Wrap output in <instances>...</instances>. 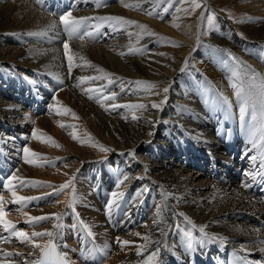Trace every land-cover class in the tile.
<instances>
[{"label": "bare ground", "instance_id": "6f19581e", "mask_svg": "<svg viewBox=\"0 0 264 264\" xmlns=\"http://www.w3.org/2000/svg\"><path fill=\"white\" fill-rule=\"evenodd\" d=\"M145 1L109 0L108 3L113 2V4L104 5L107 2V0H104L103 6H98L102 7V9H97L96 11L102 13L112 12L117 17H128L130 14L132 20L133 18L137 19L135 16L139 17V15H142L145 16L143 18L156 23L159 28L161 27L166 32L176 35V31L179 30V35L184 39L182 41L184 44H188L190 40L191 42L195 40L197 29L188 22L189 19H180L178 24L170 23L168 20L160 23L157 20L159 17L147 14V11L153 13L155 10L151 6V8H146L145 6H148V4ZM206 1H203L204 5L200 12H202V9L203 11L206 9ZM148 2L151 1L148 0ZM136 4H139V7L125 6ZM245 5L252 15L242 25H239L240 28H243H241V31L244 33L243 35L264 40V0H247ZM33 8L28 0H10L7 2L0 0V71L5 72L3 74L0 72V79L3 78L1 81L7 82L9 91L6 93L9 96L8 99L4 95L0 96V137L4 136L6 132L16 131L20 124L23 125V122L31 121L32 123L28 124L29 127L39 134L45 133V140L49 139L47 138L49 136L47 134H50L53 138L57 133L60 140H55L54 138V145L47 144V141H41L39 142V144L41 143L39 147H43L42 145L45 144L46 148L37 150L44 153L42 155L43 158L45 155L50 154V157H47V159L50 158V163L51 159L54 162L57 161L55 158L58 156H60V159L58 160L59 164L56 170H48L47 168L43 170V167L42 169H33L36 168H31L33 164L30 168L29 166L25 167V165L21 166L18 164L16 166L12 164L10 168L6 169L11 175L15 173L17 176L28 178L27 180H31L32 178L29 179L31 176L41 179L40 182L42 184L36 188H32L31 186L19 187L17 185L14 190L19 196L41 197L37 196L41 191L52 193L53 187H59L61 184L66 183L70 177H74L75 191L73 192V188L70 186L58 195H49L55 199V202L50 205L41 203L40 206H37L38 200H32L30 201L31 203L28 202L26 204H15L11 202V192L4 186L8 177L4 170L0 171V197H3L4 219H7L16 226L13 231H24L29 236L34 231L53 232L52 238L33 237L32 242L44 246L51 239V242L56 244L57 249L67 254L70 257V261L74 264H135L146 253L154 250L156 247L162 249L161 257L164 264H189L192 258H194L195 263L200 262V264H203L205 262L208 264V261L214 262L218 257L223 255L226 244L233 246L244 259H250L252 262L264 260V252L259 250L261 247H264V244L260 243V241H264V229L262 228L264 226V199L262 191L257 188V180L253 181L250 179L264 168V139H261L264 136V130L260 128V94L264 78H260L257 75L258 78L250 81L244 77V71L241 69L242 64L239 66V63L236 62L229 63L230 56L224 55L225 51H232L233 53V50L238 51L240 48H243L248 56H252L254 55V49L249 47L250 44L240 42V39H238L240 37L235 34V31L232 32L233 28L232 30L228 28L227 23H223L225 21H221L219 18V27L214 31V36L216 37L212 39L218 45V49L215 47L217 55L211 56L209 52H207L208 55H205L198 48V52L201 53L200 56L204 55V57L202 56L203 59L197 64L198 70L195 69L197 71L193 72V70H190L187 73L185 68H182L183 65L181 63L178 65L177 60L182 56L177 57V60H174L175 62L166 63L164 58L166 54L162 56L165 62L157 60L159 58L157 57L158 53L154 51L161 50L158 47L157 49L152 47L153 49L149 53H145L150 43L154 47H156L155 45H160L156 39L146 35L145 30L140 27L133 28L136 25L135 23L131 24L132 35H136V38H134L135 50L129 56L127 53H123L122 46L128 44L130 46V42L126 43L122 39L121 41L115 40L109 44H93V42H89L86 39H69L68 35L63 31V25L60 24V20L54 19L53 16L45 15ZM238 9L244 10L243 7H238ZM143 11L144 13L139 14ZM26 13L29 14L25 15ZM163 14L164 12H162V16ZM71 15L79 16L76 13H71ZM257 15L259 17H256ZM52 24H55L59 31L58 39H49L55 36L54 31H48V26ZM8 30H14L15 32L13 33L15 35L9 34L12 31L9 32ZM40 32H45L47 35H28L29 33ZM18 36L22 37L18 39ZM129 38V41H131L132 38ZM65 40L70 45L69 55H72L74 58V66L71 73L65 67L68 64L62 46V42ZM117 45L121 46L118 47ZM259 46L260 48H264V45L261 46L259 44ZM199 47L201 48V46ZM182 51L183 49L180 51V55ZM185 54L187 55V52ZM85 61L90 65L89 67L83 66ZM127 63L130 65L127 68L131 69V71L126 69L124 71L121 68L125 67L123 65H127ZM164 63L166 65H163ZM257 63L255 64L258 65L259 63ZM252 64L255 65L254 63ZM16 65L20 71L16 74L11 70L12 74L11 72L9 73V69ZM97 69H103V71L98 72ZM162 69L167 72L168 76L173 77V84L177 83L176 80L180 81L179 83H181L182 88L181 96H183V99L178 101L177 98L180 96L176 97L173 95L174 97H169L167 103L175 107V102L183 101L182 103L185 104L187 110L195 114L194 117L199 119V128L193 127L197 120L193 122L191 120L188 121V119L186 120L184 118L186 114L180 118L177 117V113L169 114L170 110H166L167 107L162 108L163 104L160 106L162 108L161 112L159 111L160 108H152L151 105L153 103L159 104V101L151 99L148 96L143 97L141 90L140 95L142 97H118V102L117 100L113 101L117 103L111 102L110 105H107L104 110L108 115L98 110V107L103 102L100 105L98 104L99 106H95L99 102L97 101L99 99H97L98 95L96 97L94 95L99 91L89 93L93 99H89L84 91L88 88L107 89L115 83L120 82L122 84L141 77L142 79L143 77L156 78L160 74L157 75L153 72ZM181 69L185 71L184 74ZM28 70L32 71L31 78L28 77ZM132 71L135 72L133 73ZM201 72H203V75ZM6 74H11L9 81L6 78L8 76ZM105 74H108V78L113 80L112 84H108L107 79L84 83H80L79 80L83 76L99 75L103 77ZM207 74H209L208 81L204 77H207ZM159 77L156 79H159ZM120 79L123 80L121 81ZM33 81H40V83L36 84ZM134 81L133 83H135ZM15 84L17 87L12 89ZM232 84L245 90L251 87L256 98V121L254 122V126L253 124L245 125L240 120L239 107L241 101L235 95L236 89L231 86ZM61 85L67 86L66 89L64 88L63 93L59 92ZM123 85L126 86L125 83ZM21 88H26V91L19 95L18 93ZM112 93H115L116 96H121V93L124 92L112 90L110 94ZM63 95L64 97H62ZM165 96H162V100L165 99ZM29 98L32 101L35 100V103H32L33 110H37L41 116L37 117L29 114L27 110L28 105L26 104ZM216 98L219 99V103L220 99H222L221 102L223 103L224 98H227L228 101L227 104L223 103V108L227 109L228 113H230L229 119L225 117L227 110H224L226 114L222 112V109L221 111H217V113L219 112L222 115L223 120L232 119L237 122L236 125L233 123V126L229 123V126L232 127L229 132H227L225 125L221 121L218 126H216L217 124L215 125V122L218 120L217 117L212 122V119L206 118V114L204 115L202 110L193 104L196 102L199 105V103L202 104L200 102L202 101L205 102L204 108H207L206 104L216 102ZM185 99L189 101L184 102ZM36 101L39 103V107L36 105ZM137 104H144L145 108L128 107V105ZM112 105H120L121 107H112ZM200 107L203 108L202 105ZM65 109H69L72 113L69 114L72 115L71 118L77 123V127L75 126L76 130L78 129V132H81L82 136L85 135V138L87 135L91 138L80 144V141L73 143L71 135V137H68L69 135L67 136L65 133L61 134V130L58 131L55 127H51L52 125H56L55 122L60 119L59 117L64 116L62 114H65ZM111 109L116 110L112 112ZM164 110V114H169L171 117H162L160 113ZM251 112L252 109L250 107L248 113H246V119L249 121H251ZM180 113L183 112L181 111ZM134 116L136 119H133ZM175 117L179 119H175ZM168 125L179 126L182 132L185 130L193 144L197 147V150L200 151L199 154L205 159L208 158L207 160H209L212 158L210 161L214 162L215 160L217 164H223L220 167L221 175L219 171L215 174L221 176L219 180L223 178V182L219 181L217 183L216 179L209 177V175L207 179L200 180V177L205 178L206 175L200 174L198 176L195 174L196 172L188 174L185 167L186 162H184V158L189 159L188 154L184 158H179L182 159L179 160L180 164L177 162L172 163L170 160H162L161 166H157L158 168H156L155 166L150 167L149 164L144 162L147 158L142 155V152L146 151V147L151 148L153 146L156 139L150 140V137L153 135L154 130L158 131L156 135L160 133L164 134L165 129L161 130L160 128ZM2 128L7 131L5 132ZM10 132L8 133L10 138L6 136L4 139H7V141L2 140L4 143L6 142L10 145L14 143V147L18 144H15L16 141L13 140V134ZM173 134L179 138L177 133L174 132ZM59 141H62V143L60 144ZM91 143L102 144L105 148L111 149V151L103 153L100 151L99 146L93 148ZM165 144V146H168V143ZM6 147L9 146L0 148V155L3 156L1 150ZM34 147L31 146L30 149H35ZM15 148H13L14 152ZM141 148H144L142 152H140ZM170 149L166 150V153H169ZM178 151H180L179 147ZM178 151L171 152V155L179 154ZM106 153L114 156L113 161L116 164L115 166L118 167L117 170L115 166H111V171L106 170L105 173L109 174L108 180L102 174V169L105 167L107 169V164L99 165L98 163L102 159L98 157ZM231 154L233 155L231 156ZM249 154L252 155L250 156ZM65 155L68 156L65 157ZM149 156H152V152H150ZM122 158L125 161L121 160ZM36 159L38 160L39 158ZM104 159L106 158L104 157ZM251 160L253 162L250 164L253 167L250 165V168H248L247 164ZM239 161L244 162L240 171H238ZM10 162L9 160L8 166ZM46 162L43 161V163ZM35 164L37 163L35 162ZM213 167L217 170L216 164H213ZM94 170L95 172L93 173ZM90 172L95 174L96 178L98 177L94 182L97 187L95 191L91 189ZM238 175L239 177L237 178ZM229 176H232L233 180H227L231 179ZM125 177H127L126 180ZM115 178H120L121 181H124L121 183L119 180H116L113 183L116 187L112 189L116 191L121 189L120 192L126 193L123 200H121L122 202H119V206L120 209L127 206L131 218L128 217L124 221L125 213H117V207L112 209L110 217L106 209V204L111 199V195H106L104 189L106 188L107 181L110 182ZM142 183L143 187L150 185V190L141 187ZM48 185H52L53 187H49ZM244 185H248V187H244ZM247 188L258 197L248 192ZM49 196L45 198L49 199ZM70 198H74L75 200L74 212L71 208H68ZM44 199L39 200L43 201ZM150 199L154 200L153 206L151 205L150 209L146 211ZM30 204L31 207L29 208ZM157 206H160L159 211ZM48 210L50 211L49 215L63 214L61 220L50 219L37 222L35 225H30L26 222L28 217H39ZM178 213H183L190 223L185 221L184 216H178ZM85 215H88V218H85ZM57 223L62 224L63 227L59 229L54 227ZM83 224H87L95 235L88 236L82 227ZM177 225L181 229L180 232L176 230ZM132 226L135 227L132 228ZM200 227H204L205 232L209 236L216 235L223 237L226 242L219 240L205 241L204 234L198 231ZM185 231H191L193 237L196 238L193 241L195 245L193 251H189L185 247L187 242V238L184 235ZM57 232L61 233V235H56ZM136 233H140L141 237L150 235L154 241H159L160 243H149L147 250L143 251L142 255H137V245H142L145 241L141 237L136 236ZM0 238H2L0 239V264L34 262L40 255L39 248H34L30 242H21L16 236L12 235L11 231H5L2 225H0ZM77 238L84 240V243L80 244L79 247L74 242ZM118 238L121 241L128 240L131 243L122 247L117 242ZM93 249L97 251L93 252ZM242 249L247 250L250 255L245 256ZM104 251L107 252L106 255ZM5 252L13 253V255L5 256L3 255ZM16 253H20V255H16Z\"/></svg>", "mask_w": 264, "mask_h": 264}, {"label": "rangeland", "instance_id": "374dc122", "mask_svg": "<svg viewBox=\"0 0 264 264\" xmlns=\"http://www.w3.org/2000/svg\"><path fill=\"white\" fill-rule=\"evenodd\" d=\"M7 1H10V0H5V2H7ZM106 1V0H105ZM108 1L109 0H107V2L104 4V5H112L113 4V2H110V3H108ZM140 1H145V0H140ZM151 2H148V0H146L145 2L148 4V6L146 5L145 7L147 8V7H149V8H153L155 11H153V15H155V17H159L157 20L158 21H160V23H163L165 20H168L170 23H179V21H180V19H182V20H187V19H189V23H191L194 27H196V29H197V32H196V38H195V40H192V42H191V40H190V42H188V44H184L182 41L184 40V39H182V37L179 35L180 34V32H179V30H177L176 31V35L175 34H171V33H169V32H166V31H164L161 27L159 28V26L156 24V23H153V22H150L148 19H146V18H143V17H145V16H142V15H139V17H137V16H135V18H139L138 20L137 19H134L133 18V20H132V16H130V14L128 15V17L127 16H123L122 18H124L125 20H128V21H131L132 20V22H134L136 25L135 26H133V28L134 27H138L139 25H143L144 26V29L143 30H145V32H151V33H154L155 35H153V36H149V37H151V38H154V39H156V41L159 43V45L160 46H158V45H155L156 47H154L153 46V44L152 43H150V46L148 47V49H147V52H145V53H149L150 52V50L151 49H153V48H155V49H157V47L159 48V49H161V50H155L154 52H156V53H158V56L157 57H159L157 60H161V61H164V58H165V60H166V63H168V62H172V61H176L177 59V57H181L179 60H177L178 61V65L181 63L182 65H183V69L185 68V70L187 71V73L190 71V70H193V72H195V71H197L198 69H197V67H198V62L199 61H201L202 59H203V57H204V55H201L200 56V52H198V50H200V51H203V54H205V55H208V53L207 52H209V54H211V56H216L217 54V49H218V45L216 44V42L214 41V40H212L213 38H215L216 36H214L215 34H214V31H215V29L217 28V27H219V24H220V22H219V18H220V20L221 21H225V22H223V23H227L226 25L227 26H229L228 28H230L231 30H232V28H233V30H232V32H234L235 31V34L238 36V37H240V38H238V39H240V42H243L244 44L246 43H248V44H250L249 45V47H252V49H254V55H252V56H248L247 55V52L245 53V51L243 50V48H240L238 51H235V50H233V53H232V51H225V53H224V55H227L228 57L230 56V60H229V63H239V66H240V64H242V67H241V69L244 71V77H246L247 79H249L250 81L252 80H255L256 78H258L257 76L255 77V79H253V77H252V73H250L249 71H247V70H249V69H253L254 71H255V73H257L258 74V76L260 77V78H264V48L263 47H261L260 48V46L258 47V45L260 44L261 46H263L264 45V40H260V38H250V37H247V36H245V35H243L244 33L241 31V28L239 27V25H242V23L246 20V19H248V18H250L251 17V15H252V13L249 11V9H248V7L245 5L246 3H247V0H207L206 2H207V7H206V9L203 11V9H202V12H204L205 13V16L207 15V13H208V11L210 10L211 12H213L214 14H215V17H216V19H215V21H214V27L211 29V30H209L208 29V26H207V21H206V19H202L201 18V12H200V10H201V8L203 7V5H204V0H199V2H200V4H201V7H199V8H197L195 11H191V3H190V0H163V2L162 3H157L156 2V0H150ZM28 2H30L31 4H32V6L34 7L33 9H36V10H38V11H41L42 13H44L45 15H49V16H53V18L54 19H58L59 20V17L61 16V15H64V14H67L68 12L69 13H76V14H79V16L78 17H76V16H72V17H74V18H90L89 20H88V22L86 23V29H87V31H90V32H92L93 33V36L95 37V39H91V38H89V37H85L84 39H86L87 41H89V42H93V44L94 43H96V44H105V43H107V44H109L110 42H113V41H115V40H118V41H121L122 39H123V41H126V43H128V42H130V46H129V44L128 45H124V46H122V49L124 50V52L123 53H127L129 56H131V52L133 51V50H135V41H134V38H136V35H132L133 34V31L131 30L132 29V26H131V24L130 25H128V24H117L116 22H114V21H104V20H101V21H99L100 19H98V18H100V17H109V16H115V14H113L112 12H109V13H106V12H98V11H96L97 9H102V7H98L99 5L100 6H103V2H104V0H42V3L41 4H37L36 2H35V0H28ZM205 2V3H206ZM246 2V3H245ZM95 3V4H94ZM97 5V6H96ZM153 5V6H152ZM151 6V7H150ZM238 7H243L244 8V10L243 11H241V10H239L238 9ZM188 10V11H185V10ZM162 12H164V14H163V16H162ZM142 13H144V11L143 12H140L139 14H142ZM29 13H26L25 15H28ZM130 16V17H129ZM161 16V17H160ZM173 19H172V18ZM256 17H259L258 15L256 16ZM129 19H131V20H129ZM25 20V19H24ZM147 20V21H146ZM104 25V26H103ZM220 28H222V27H220ZM243 29V28H242ZM238 30V31H237ZM9 32L10 31H12V33H9V34H11V35H15V33H13V32H15L14 30H8ZM83 31H84V29H81V34L83 33ZM132 31V32H131ZM23 33H25V32H23ZM65 34V33H64ZM143 35V34H142ZM147 35V34H146ZM180 36V37H179ZM212 36V37H211ZM20 37H22V36H18L17 38L18 39H20ZM129 37H131L132 39H131V41H129ZM161 38H163V39H161ZM83 39V40H84ZM243 39V40H242ZM134 41V42H133ZM133 42V43H132ZM178 42V43H177ZM213 42V43H212ZM120 43V42H119ZM21 44V43H20ZM132 45H133V48H132ZM214 45V46H213ZM118 47H120L121 45H117ZM127 46V47H126ZM199 46H201V48L199 47ZM254 46V47H253ZM153 47V48H152ZM161 47V48H160ZM202 47H203V49H202ZM212 47V48H211ZM217 49H216V48ZM199 48V49H198ZM257 48V49H256ZM180 49V50H179ZM183 49V51H182V54L180 55V51ZM198 49V50H197ZM210 49H211V51H210ZM260 49V50H259ZM179 50V51H178ZM185 50V51H184ZM213 50V51H212ZM262 50V51H261ZM166 51V52H165ZM178 51V52H177ZM206 51V52H205ZM187 52V55L185 54ZM197 52V53H196ZM214 52V53H213ZM144 53V54H145ZM227 53V54H226ZM230 53H231V55H230ZM162 54V55H161ZM163 54H166V57H162L163 56ZM192 54V55H191ZM193 54H195V55H193ZM243 54H244V56H243ZM252 54V53H251ZM250 54V55H251ZM118 55V54H117ZM186 55V56H185ZM234 55V56H233ZM237 55V56H236ZM203 56V57H202ZM242 56V57H241ZM128 57V56H127ZM226 57V56H225ZM227 57V58H228ZM233 57H234V59H233ZM237 57V59H235ZM162 58H163V60H162ZM241 60H240V59ZM245 58V59H244ZM247 58V59H246ZM257 59V60H256ZM74 60V59H73ZM253 60V61H252ZM174 61V62H175ZM182 61V62H181ZM187 61V62H186ZM192 63H191V62ZM248 61V62H247ZM251 61H252V63H257L258 65H253L252 63H251ZM165 62V61H164ZM185 62H186V64H185ZM195 62V63H194ZM166 63H164L163 65H166ZM190 63V64H189ZM248 64V65H247ZM197 65V66H196ZM123 66H125V67H121V68H123V70L125 71V69L126 70H129L128 68L130 67V65L127 63V65L125 64V65H123ZM129 66V67H128ZM196 66V67H195ZM259 66V67H258ZM67 69H68V64H66V66H65ZM128 67V68H127ZM193 67V68H192ZM244 67V68H243ZM250 67V68H249ZM15 69V70H14ZM17 69V70H16ZM195 69H197V70H195ZM247 69V70H246ZM10 71H9V73L11 72V74H12V71L14 72V73H18V71H20V69L18 68V66L16 65V66H13V68H11V69H9ZM12 70V71H11ZM27 70V69H26ZM5 71V70H4ZM58 71V70H57ZM129 71H131V69L129 70ZM247 71V72H246ZM261 71V72H260ZM1 72V71H0ZM6 72H8V71H6ZM31 72L32 71H29L28 70V77L29 78H31ZM59 72V71H58ZM133 73L135 72V71H132ZM159 72V73H158ZM2 74L3 73H5V72H1ZM153 73H155V74H160L161 75V77H159V79H156V78H158V77H148V78H146V77H143V79H142V77L141 78H138V79H134V80H136V81H146V82H149V83H151L152 85H155V87L154 88H152V89H150V90H146L145 89V87L144 86H140V87H138L135 83H133V81L134 80H132V81H127V82H124L125 84H126V86L125 85H123L124 83H120V82H118V83H120V84H118V83H115V84H113L111 87H109V88H107V89H101L98 93H95V97L97 96V99H99V100H97V101H99V102H97V105H95L96 107L97 106H99L100 104H101V102H103L101 105H103L104 104V108L100 105L99 107H98V110H100V112L101 113H104L105 115H108V114H106L105 113V107L107 106V105H110L111 104V102L112 103H115V102H113L114 100H119V98H129V97H132V96H138V97H144V96H148V97H150L151 99H154V100H156V101H159V103H160V100H162V96L164 95L165 96V93H163V89L164 88H168L169 89V91L167 92V95H166V97H167V99H166V102L162 105L163 107L162 108H165V107H167L166 108V110H170V113L169 114H173V113H177L178 114V116L177 117H181V116H183L184 114H186V116L184 117L186 120L188 119V121L189 120H191V122H193V121H196V124H195V126H193V127H196V128H199V124H198V121H199V119L198 118H195L194 117V115L195 114H193L192 112H189V110H187V107L185 106V104H183L182 102L183 101H181V102H175L174 103V105H175V107L174 106H172L170 103H167V101L169 100V97H174V96H176V97H179V98H177L178 99V101H180V100H182L183 99V96H181L182 95V88H181V83H179L180 81H178V80H176V82L177 83H174L173 84V77L171 78L170 76H168L167 75V72L164 70V69H162V70H158V71H155V72H153ZM185 73V71H183V74ZM186 73V74H187ZM11 74H6V78H8L7 80L9 81L10 80V77H11ZM48 74H49V72H48ZM164 74V75H163ZM190 74V73H189ZM201 74L203 75V72H201ZM162 75H163V77H162ZM205 77V79L208 81L209 80V74H207V77L206 76H204ZM135 78H137V77H135ZM152 78V79H151ZM155 80H154V79ZM171 78V79H170ZM3 79V78H2ZM2 79H0V96L1 95H4V97L5 98H9V96L6 94V93H8L9 91H8V88H7V82H2L1 80ZM176 79V78H175ZM54 80V79H53ZM121 81L123 80V79H120ZM136 81H134V82H136ZM55 82H56V80H55ZM36 84H38V83H40V81H36L35 82ZM180 85H179V84ZM42 84V83H41ZM116 84H118V85H116ZM173 84V85H172ZM125 86V87H123V86ZM118 86V87H117ZM138 88H137V87ZM15 87H17L16 86V84L15 85H13V87H12V89L13 88H15ZM66 85H61V87H59V92L60 93H63V90H64V88L66 89ZM136 87V88H135ZM142 87V88H141ZM112 88V89H111ZM124 89L123 90V92L124 93H121V96H119V95H117L116 96V99H114V100H111V101H108V100H104V99H102V97L104 96V95H107V94H105V93H108V94H110V92L113 90V91H117V92H119V91H121V89ZM134 88H135V90H134ZM111 89V90H110ZM139 91H138V90ZM110 90V91H109ZM132 90V91H131ZM133 90H134V92H133ZM140 90H141V92L143 93H141V95H140ZM144 90V91H143ZM26 91V88H21L20 89V91H19V95H21L22 93H24ZM102 91V92H101ZM125 92H127V93H125ZM137 92V93H136ZM158 93V94H157ZM124 94H125V96H124ZM135 94V95H134ZM146 94V95H145ZM174 95V96H173ZM52 97V96H51ZM62 97H64V95L62 96ZM119 97V98H118ZM31 98V97H30ZM30 98L28 99V101H26V104L28 105V108H27V110H28V112H29V114H32V115H34V116H41L38 112H37V110H33L34 108H33V105H32V103H35L34 101H32V100H30ZM118 100H117V102H118ZM221 100L222 99H220V103H219V99L218 98H216V102H211L210 104H206V106H207V108H204V106H205V102H202V101H200V100H198V101H200L202 104H200L199 103V105L201 106H203V108L202 107H200L196 102H194L193 104L194 105H197L198 106V108L200 109V110H202V113L205 115V116H207L206 118H210V119H212L211 121L213 122L214 121V119H216V117L218 118V120H217V122H215V125L216 126H218V124L219 123H223V125H225V129L227 130V132H229L230 131V129L232 128L231 126H229V123L232 125L233 123L236 125L237 124V122L236 121H234V120H223V117H222V115H220L219 114V112L217 113V111H221V109H222V112L224 113V114H226L225 115V117H226V119L228 118H230V113H228V110L227 109H225V108H223V103L221 102ZM185 101H189V100H187V99H185L184 100V102ZM116 102V103H117ZM65 103V102H64ZM67 103V102H66ZM204 103V104H203ZM61 104V103H60ZM68 104V103H67ZM99 104V105H98ZM222 104V105H221ZM36 105H38V107H39V103L36 101ZM209 105V106H208ZM30 106H31V108H30ZM209 107V108H208ZM162 108H160L159 109V111L161 112V109ZM102 109V110H101ZM209 109V110H208ZM112 110V112L113 111H115L114 109H111ZM224 110L226 111V113L224 112ZM183 112V113H180V112ZM64 113L65 114H62V115H64V116H61V117H59L60 119H58L56 122H55V124L56 125H52L51 127H55L56 128V130L58 129V131H60L61 130V134H66L68 137H71L70 135H71V133H73V132H75V130H76V127H77V123H75V121H74V119H72L71 117H72V115H70V114H72L70 111L69 112H65L64 111ZM70 113V114H69ZM165 113V110L164 111H162V113H160V115L162 114V117H166V118H169V117H171L169 114H164ZM70 118H69V117ZM188 116H190V117H188ZM220 116V117H219ZM228 116V117H227ZM65 117V118H64ZM177 117H175V119H179V118H177ZM67 118V119H66ZM65 119H66V122H65ZM221 119V120H220ZM71 121H74V122H71ZM221 121V122H220ZM224 121V122H223ZM232 121V122H231ZM227 122H228V124H227ZM29 123H32L31 121L29 122V121H27V122H23V125H21L20 124V126L18 127V129H16V131H12V132H10L11 134H13L12 135V137H13V140H15L16 141V143L15 144H18V145H15L14 147H13V145H14V143H12V145H10V144H8V143H4V141H7V139L5 140L4 138L6 137V136H8L9 138H10V136H9V132H6L7 130H4V128H2L5 132H6V134L4 135V136H1L0 137V148L1 147H4V146H9V147H6V148H4V149H2L1 150V153L3 154V156L2 155H0V159H2L1 160V164H0V171H2V170H4V172H5V174L7 175V172L9 173V175L7 176V177H9L11 174H10V172L6 169V168H10L11 167V165L12 164H15L16 166H18V164H20L21 166L23 165H25V167H28L29 166V168H30V166L32 165V164H27V163H25L24 164V160H23V157H24V153L22 152L23 151V149H21L22 147L24 148V147H27L28 145V148H30L31 146H36V147H34L35 149H32V151L33 152H37L36 154H37V156H36V158H39L38 160L35 158V156L34 157H32V160L34 161V163L36 162L37 164L39 163V160H40V163L37 165V164H35V165H37V166H35L34 165V163H33V165L31 166V168H33V167H36V168H33V169H42V167H43V170H46L45 168H47L48 170H56L57 168V166H58V164H59V157L60 156H58V157H56L55 158V160H57V161H55L54 162V160L52 161V159H51V163H50V161H49V159L50 158H48L47 159V157H50L49 155H45V157L43 158L42 157V155L44 154L42 151L40 152V151H38L39 149L40 150H42L43 148H46V145L45 144H43L42 146L43 147H39V145L41 144H39V142H41V141H43V142H45V141H47V144H50V145H54V138H55V140H57V139H59L60 140V137L57 135V133L55 134V137L53 136V138H52V136L50 135V134H47V135H49V136H47V138H49V139H47V140H45V138H46V135H45V133L44 134H39V133H37L36 131H35V133H36V136L35 137H33V130H32V128L31 127H29ZM61 124H63L65 127H60V125ZM73 124V125H72ZM75 124V125H74ZM227 124V125H226ZM233 124V125H234ZM192 125V124H191ZM232 125V126H233ZM74 126V127H73ZM76 126V127H75ZM157 128V127H156ZM202 128V127H201ZM200 128V129H201ZM161 130L162 129H165V132H164V134H162V133H160V134H162L161 136H159V135H156V133L158 132V131H156V130H154V132H153V135L150 137V140H152L153 138H155L156 140H155V142H154V144H153V146L151 147V148H149V147H146V151H143L144 150V148H141L140 149V152H142V155H144L147 159L144 161L145 163H147V164H149L150 165V167L151 166H155L156 168H158L157 166H161V161L163 160V161H167V160H170L172 163H178V164H180L181 162L179 161V160H182V159H179V158H184L185 157V155H187L188 154V158L189 159H185L184 158V162H186V165H185V167H186V169H187V173L188 174H190L191 172L193 173V172H196L195 174L196 175H200V174H204V175H206L205 176V178H202V177H200V180H203V179H207V177H208V175H209V177H213V179H216V182L218 183L219 181L220 182H223L224 180H223V178L222 179H220L219 180V178H221V176H219L218 174L217 175H215L216 173H217V171H219V174L221 175V169H220V167L221 166H223V164H217L216 163V161L214 160V162H212V161H210L212 158H210L209 160H207L208 158H204L203 156H201L199 153H200V151H198L197 150V147L193 144V142H192V140L190 139V137H189V135H188V133L185 131V130H183V132H182V130L180 129V127L179 126H176V125H168V126H165V127H161L160 128ZM69 132H68V131ZM68 134H67V133ZM77 132V133H76ZM76 132H75V134H76V136H77V139L76 140H73V139H71V141L73 142V143H77L78 141H80L79 142V144L81 143V142H85V141H87L89 138H91L90 136H88L87 135V137L85 138V135L84 136H82V134H80L81 132H78V129L76 130ZM162 132V131H161ZM177 133V135L179 136V138H177V136H175L173 133ZM184 132H186V133H184ZM8 134V135H7ZM156 135V136H155ZM166 135V136H165ZM168 135V136H167ZM187 135V136H186ZM181 136V137H180ZM185 136V137H184ZM158 137V138H157ZM2 139H4V141L2 140ZM12 139V138H11ZM170 139V140H169ZM180 139V140H179ZM182 140V141H181ZM19 141V142H18ZM169 141H170V143H169ZM49 142V143H48ZM60 142V144L62 143V141H59ZM157 142H159V143H157ZM2 143H4V145H2ZM52 143V144H51ZM165 143H168L167 145L168 146H165L166 144ZM38 145V146H37ZM45 145V146H44ZM91 145H92V147L93 148H96V147H98L99 146V143H91ZM90 144H89V146H91ZM102 145V144H101ZM175 145V146H174ZM177 145H178V147H179V150L180 151H178V147H177ZM184 145V146H183ZM174 146V147H173ZM16 147V148H15ZM13 148H15V152L13 151ZM162 148V149H161ZM171 148V149H170ZM21 149V150H20ZM38 149V150H37ZM171 150L169 153H166V150ZM181 149H183V150H181ZM6 150V151H5ZM18 150H20V151H18ZM37 150V151H36ZM176 151H178L179 152V154H177V155H171V152H176ZM182 151V152H181ZM238 151H239V149H238ZM14 152V153H13ZM18 152H20V153H18ZM39 152H40V154H39ZM150 152H152V156H153V153H154V156L152 157V156H149V154H150ZM18 153V154H17ZM104 153V152H103ZM198 153V154H197ZM17 154V155H16ZM21 154V155H20ZM182 154V156H180ZM22 155H23V157H22ZM109 154H101V156L100 157H98L99 159L100 158H102L101 159V161H98V163H99V165H102V164H104V163H106L107 164V169H106V167L105 168H103L102 170H103V172H102V174L103 175H105L104 177H105V179H107L108 180V175L109 174H107V173H105L106 172V170H108V171H111L112 169V167L113 166H115L116 164H115V162L113 161V158H114V156H111V155H109ZM233 154H231V156H232ZM250 156L252 155V154H249ZM68 155H65V157H67ZM179 156V157H178ZM249 156V157H250ZM22 157V158H21ZM104 157L106 158V159H104ZM40 158H42L43 159V161L44 162H46V163H43V161H42V159H40ZM52 158V157H51ZM174 158H176L175 160H174ZM20 159V160H19ZM47 159V160H46ZM64 159H66V158H64ZM9 160L11 161L10 162V165L8 166V163H9ZM23 162H22V161ZM38 162H37V161ZM67 160V159H66ZM106 160V161H105ZM121 160H124V158H122ZM19 161H20V163H19ZM42 161V162H41ZM125 161V160H124ZM191 161V162H190ZM253 162V160H251L250 162H248V164H247V167L248 168H250V165L252 166V164H250V163H252ZM22 163V164H21ZM42 163V164H41ZM56 163V164H55ZM132 163V162H131ZM239 163L240 164H238V166L239 167H241V165L244 163L243 161H239ZM54 164V165H53ZM213 164H216V166H217V170H215L214 169V167H213V169H212V165ZM42 165V166H41ZM129 165H131V164H129ZM38 166H39V168H38ZM52 166V167H51ZM112 166V167H111ZM3 167V168H2ZM51 167V168H50ZM116 167V166H115ZM114 167V168H115ZM253 167V166H252ZM116 170L118 169V167H116L115 168ZM196 171H195V170ZM236 169V168H235ZM15 170V169H14ZM241 170V168H238V171H240ZM92 172V171H91ZM90 172V185H91V189H93L94 191H95V189L97 188L96 187V184H94V182H95V180H97V178L95 177V174H93L94 172H95V170L93 171V173H91ZM199 172V173H198ZM237 173V172H236ZM237 175V174H236ZM202 176V175H201ZM230 178L232 177V176H229ZM239 177V175L237 176V178ZM30 178H32L31 180H36V181H39L40 182V180L41 179H38V178H35V177H29V179ZM101 178V177H100ZM99 178V179H100ZM233 178H234V175H233ZM233 178H231V179H227V180H233ZM24 179H26V178H24ZM28 179V178H27ZM26 179V180H27ZM110 180V179H109ZM116 180H119L120 182H121V179L120 178H115V179H113L112 181H107V184H106V188L104 189V191H105V194L106 195H108L109 196V194L111 195V193L112 192H114V191H116V190H112L113 188L115 189V185H113V183H115L116 182ZM100 182V181H99ZM38 186V185H37ZM37 186H35V187H33V186H31L32 188H36ZM98 186V185H97ZM141 187H143V183L140 185ZM144 189H147V190H150V185H145L144 187H143ZM121 189H118V191H120ZM51 191V190H50ZM247 191L248 192H250L251 194H253V195H255L254 193H253V191H249V189L247 188ZM45 193H48L47 191H41V192H39L38 194H37V196H43ZM256 196V195H255ZM256 197H258V196H256ZM97 200H98V198H97ZM153 201L154 200H152V199H150V201H149V206H148V208L146 209V211H148L149 209H150V206L152 205L153 206ZM55 202V199H53L52 198V196H49V199L48 198H45L43 201H41V200H38V202H37V206H40V204L42 203V204H45V205H50V204H53ZM122 202V201H121ZM29 203H31V202H29ZM32 205H33V203H32ZM31 207V204H30V206H29V208ZM113 209H115V207L113 208ZM121 210V211H120ZM128 207L127 206H124V208L122 209H120V206L119 207H117L116 208V212L117 213H120V214H124L125 213V215H124V219H123V221L126 219V218H131V215H130V212H128ZM49 213H50V211L48 210L47 212H45V213H43L41 216H44V215H49ZM99 216V215H98ZM100 216H101V214H100ZM85 218H88V215H85L84 216ZM109 217H110V215H109ZM121 223H123V222H121ZM260 226V225H259ZM133 227H135V226H132V228ZM130 229H131V227H129ZM263 229H264V226L262 227ZM113 229V228H112ZM114 230V229H113ZM80 239L81 238H77V239H75L74 240V242L76 243V245L79 247L80 246V244H83L84 243V240H82L81 239V241H80Z\"/></svg>", "mask_w": 264, "mask_h": 264}, {"label": "snow or ice", "instance_id": "6c2138e0", "mask_svg": "<svg viewBox=\"0 0 264 264\" xmlns=\"http://www.w3.org/2000/svg\"><path fill=\"white\" fill-rule=\"evenodd\" d=\"M35 2L37 4H41L42 0H35ZM157 3H162L163 0H156ZM191 3V11H195L197 8L201 7V4L199 2V0H190ZM126 7H139V4L136 5H125ZM185 11H188L187 9ZM147 14L149 16H151L153 13L151 11H147ZM201 18L202 19H206L207 21V26L208 29L211 30L214 27V21L216 19L215 14L213 12H211L210 10L208 11L207 15L205 16L204 12H201ZM90 18H74L72 17L71 13H67L64 15H61L59 17L60 20V24L63 25V31L68 35L69 39L72 38H78L83 40L85 37H89L92 39H95V37L93 36V33L90 31H87L86 29V23L88 22ZM100 20H104V21H114L117 24H133L134 22L132 21H128L125 20L122 17H117V16H109V17H100L98 18ZM138 27H140L141 29H144L143 25H139ZM81 29H84L83 33L81 34ZM48 31L55 32V36L54 37H50L49 39H54V38H59V31L57 30V26L55 24L49 25L48 26ZM147 35L149 36H153L155 35L154 33L151 32H146ZM28 35L31 36H44L47 35V33L45 32H40V33H29ZM163 39V38H161ZM62 46L64 49V55L67 58L68 61V72L71 73L72 72V68H73V56L69 55V51H70V45L68 43L67 40L62 42ZM142 51V50H141ZM123 55V53H122ZM81 59H83L81 57ZM234 59V57H233ZM80 66V65H77ZM84 67H89L90 65L85 61ZM183 71V69H181ZM98 72H102L103 69H97ZM249 72L252 73V77L253 79H255V77L258 75L257 73H255L254 70L249 69ZM102 79H107L108 84H112L113 80L108 78V74H105V76H83L80 77V83H84L87 81H93V80H102ZM33 83H35V81H33ZM135 84L140 87V86H144L146 90H150L152 88L155 87V85H152L149 82L146 81H136ZM233 88L236 89L235 91V95L237 96V98L241 101L240 103V107H239V113H240V120L242 122L245 123V125H249V124H253L254 126V122L256 121V98L253 94V91L251 89V87H249L247 90H245L244 88H238L235 84L231 85ZM124 89L122 88L121 91H123ZM261 94H260V108H261V121H260V128L262 130H264V83L261 84ZM85 94L88 95L89 99H93V97L89 94L93 91H100V88H88L85 89ZM163 93H167L169 91L168 88H164ZM158 94V93H157ZM116 98V94L112 93V94H107L104 95L102 97V99L104 100H114ZM55 99V97H54ZM167 97L165 96L164 100H161L159 104L157 103H153L151 106L152 108H160V106L162 104H164L166 102ZM224 104H227V98H224L223 101ZM103 107V105H101ZM112 107H121L120 105H112ZM128 107H136V108H140L143 109L145 108L144 104H137V105H128ZM251 107L252 112H251V121L246 119V113H248L249 108ZM66 113L69 112V109H65L64 110ZM133 119H136V117L134 116ZM60 127H65L63 124L60 125ZM151 135V133H150ZM36 136L35 130L33 132V137ZM72 139L76 140L77 136L75 134V132L71 133ZM261 139H264V136L261 137ZM99 149L102 152H108L111 151V149H107L105 148L103 145H99ZM23 153H24V162L27 164H33L34 161L32 159H30V157H34L37 154L35 152H33L30 148L28 147H24L23 148ZM255 159V158H253ZM127 179V177H125V180ZM14 182H16V184H14ZM124 181H121V183H123ZM42 182L39 181H35V180H25L23 177L17 176L15 173H13L12 175H10L7 178V181L5 183V188L11 192L12 195V203L15 204H26L32 200H39V199H44L46 196L49 195H58L59 193H62L65 189L69 188L70 186L73 188V192L75 191V187H74V177H70L68 179V181L64 184H61L59 187H53L52 185H48L49 187H53V192L52 193H45L43 196L41 197H24V196H19L17 195L16 191L14 190L15 187L18 185L19 187H27V186H37V185H41ZM244 187H248V185H244ZM146 191V190H145ZM126 193L124 192H120V191H114L111 193V199H109L108 203L106 204V209L108 210V214H111V211L114 207H119V202L121 200H123V198L125 197ZM74 204H75V200L74 198H70L69 203H68V208H71L72 211H75L74 208ZM159 207L158 211H159ZM63 214H51V215H44V216H39V217H28L27 219V223H29L30 225H35L37 222H41V221H47L50 219H55L56 221H60L62 218ZM178 216H184L183 213H178ZM5 217V211L3 208V197H0V225L3 226L5 231H11L12 235L16 236L21 242H30L32 243V246L34 248H39L41 255L40 258L38 259V261L33 262V261H26L25 264H62L64 257L58 253L56 251V244L51 242V239L49 240L48 243H46L44 246L35 244L32 242V238L33 237H49L52 238L54 233L53 232H49V231H44V232H32L31 236L28 235V233L24 232V231H13L16 226L11 223L10 221H8L7 219H4ZM185 221H188V218L186 216H184ZM190 223V221H188ZM54 227H56L57 229L62 228L63 225L60 223H57ZM82 227L84 228V230L87 232L88 236H94L95 234L93 233V231L91 230V228L87 225V224H83ZM193 227H195V225H193ZM176 230L177 232H180L181 229L179 227V225L176 226ZM200 233L204 234V240L208 241H221V242H226L225 238L220 237V236H216V235H211L209 236L208 233L205 232V228L204 227H200L198 230ZM56 235H61V233L57 232ZM138 237H141L140 233H136L135 234ZM185 237L187 238V242H186V249L189 251H193L194 250V243L193 241L196 239L195 237H193V234L191 231H185L184 232ZM2 239V238H0ZM141 239L143 241H145L144 244L142 245H137V255H142V252L147 250V246L149 243H154V244H159V241H154L152 239V237L150 235H144L141 237ZM7 242V241H6ZM117 242L123 247V246H127L129 245L131 242L128 240H119V238L117 239ZM261 244H264V241H260ZM260 251L264 252V247H261L259 249ZM96 249H93V252H96ZM161 251L162 249L160 247H156L154 251H152L148 257L147 260L144 261V264H160V260L162 259L161 257ZM242 251H244L245 256L250 255V253L247 250L242 249ZM104 254L106 255L107 252L104 251ZM3 255L5 256H11L13 255V253H3ZM16 255H20V253H16ZM31 255V253H30ZM254 264H264V260H260V261H255Z\"/></svg>", "mask_w": 264, "mask_h": 264}]
</instances>
